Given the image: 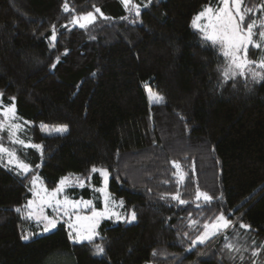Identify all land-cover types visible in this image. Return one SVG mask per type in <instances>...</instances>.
Returning <instances> with one entry per match:
<instances>
[{
	"label": "trees",
	"instance_id": "16d2710c",
	"mask_svg": "<svg viewBox=\"0 0 264 264\" xmlns=\"http://www.w3.org/2000/svg\"><path fill=\"white\" fill-rule=\"evenodd\" d=\"M146 1L130 21L121 0H0L3 104L16 98L24 138L42 145L16 149L31 165L27 178L0 164V264H264V248L252 255L264 245V80H223L217 46L190 26L209 0ZM97 8L107 19L68 25ZM146 88L163 102H149ZM58 125L68 130L51 132ZM174 161L185 174L179 183ZM93 166L108 170L109 190L137 219L103 220L92 243L71 241L62 222L34 235L39 225L22 207L31 174L52 189ZM197 189L213 199L196 200ZM177 191L186 204L161 199ZM221 212L236 223L194 245ZM225 236L239 253L222 250Z\"/></svg>",
	"mask_w": 264,
	"mask_h": 264
},
{
	"label": "snow or ice",
	"instance_id": "6c2138e0",
	"mask_svg": "<svg viewBox=\"0 0 264 264\" xmlns=\"http://www.w3.org/2000/svg\"><path fill=\"white\" fill-rule=\"evenodd\" d=\"M125 8H128L131 0H121ZM151 0H149V3ZM242 0H218L217 4L214 6L211 0L206 3L202 9L197 12L192 18V26L195 29H198L202 33L204 40L211 41L214 45H217L221 51L223 58L226 63L220 66L219 70L222 72V77L225 82L235 79L237 76H247L251 75L253 80H264V71L254 70L251 66L256 65L259 69L264 70V56L260 57L258 61L248 59L247 52L249 46H253L256 49L264 51V20L259 21L260 30L256 31L257 21L251 20L248 22L246 17L248 13L252 12V8H243L241 7ZM261 8H264V4L260 5ZM140 4H135L132 6V10L135 12V15L139 17L140 15ZM64 11H69L68 4L65 3ZM96 12H100V9H95ZM103 16V13H101ZM107 19V17H104ZM126 19V17H124ZM96 20L93 12H88L79 17H73L70 21L73 25H79L80 28H86L88 25H91ZM51 40H56L55 26H53V33ZM59 59V58H57ZM53 68L56 67L55 64L52 65ZM149 98L154 103L163 102L164 97L158 92H154L151 88H148ZM3 95L4 93L0 91V115L3 119H0V130H7L8 137L12 140L13 143L19 144L23 147H31L42 150V145L32 144L30 141H25L20 139L17 135L18 132L23 131V125L19 122L20 118L16 114V104L15 97H10L9 104H3ZM47 128V126H44ZM68 130L67 125H58L54 126L52 131L56 133H64ZM3 154H6L8 157L7 164L14 165L15 169L21 175H25L30 172L31 165L24 162L20 156L17 155V151L9 149L3 146L0 143V157ZM177 169V172L173 173L176 176L177 182H182L185 179V174L180 171V164L178 162H173ZM39 167V165H37ZM92 172H101L104 181V187L96 189L100 193H104V209L102 211H97L92 206L91 200H74L64 197L63 200L59 199V194L63 193L65 188L69 187L72 183H78L81 187L84 186V182L79 178L72 176L62 177L59 181V185L49 192L46 188L41 191L34 192V195L39 197V203H36L34 200H29L24 206L28 209L26 218L35 217L37 224H43V231L47 232L51 229L57 227L58 220L64 219L67 217L66 223L70 229L68 236L69 239L77 242L83 243L94 242L95 238L100 235L97 231L100 220L106 216L111 217L115 216L117 220L125 219L126 222L135 221L137 215L135 210H132L127 217L122 216L119 213L112 211L109 207L110 203L113 201L110 200L107 193V183H108V170L107 169H97L95 166L91 169ZM39 177H33L31 183L33 186L36 185ZM171 196V199L177 200L180 204H186L187 201L181 199V194L177 191L174 194H162L161 199H165L168 196ZM196 200L203 198L205 202H210L213 197L210 196L207 192H202L197 189L195 193ZM120 205H123V201H120ZM49 207L53 210L55 215L49 216L45 214L44 209ZM90 208V215H81V208ZM16 211L20 212L21 209L17 208ZM73 216L75 217L73 219ZM196 221H190V224L195 225ZM234 221L228 219L224 212H221L218 216L215 217L210 223L206 222L203 225V231L197 235L196 239L192 241L193 244L199 242L204 243L210 238H215L218 234L224 232V230L232 227ZM241 229H250L251 225L246 223H239ZM31 233L23 235L22 239L28 240ZM187 235V233H185ZM235 235H239L236 233ZM225 244L222 250H225L229 253L240 252V247L233 243L227 236L224 237ZM255 244V241H253ZM264 248V245H261L259 248H256L252 251L253 256H257L261 249ZM94 249L96 254H104L106 249L103 244L96 243L94 244ZM155 255V252L153 253ZM240 259L243 260V255L240 256Z\"/></svg>",
	"mask_w": 264,
	"mask_h": 264
},
{
	"label": "rangeland",
	"instance_id": "374dc122",
	"mask_svg": "<svg viewBox=\"0 0 264 264\" xmlns=\"http://www.w3.org/2000/svg\"><path fill=\"white\" fill-rule=\"evenodd\" d=\"M147 1L146 0H131V3L129 5L128 8H125V6L123 5L125 11H126V18L129 19L130 21H134V15H135V12L132 10V6L135 5V4H140V6L142 7L144 5V3H146ZM218 0H216L215 2H213V5L215 6L217 4ZM241 7L242 9L245 8L244 4H243V0H242V3H241ZM202 9V8H201ZM200 9V10H201ZM199 10V11H200ZM198 11V12H199ZM90 12H93V14L95 15L96 19L97 18H102L104 17V15L102 16L101 15V11L100 12H96L95 9L90 11ZM197 13V12H196ZM195 13V14H196ZM86 14V13H85ZM194 14V15H195ZM83 14H80V15H77L75 17H79ZM193 15V17H194ZM192 17V18H193ZM192 18H191V21H192ZM246 19L248 20V22H251V20H256L258 23H257V28H256V31H259L260 30V25H259V21L261 20H264V8H261L260 6L256 9H253L252 12L248 13V16L246 17ZM190 21V26L196 30L202 37V33L199 32L198 29H195L193 26H192V23ZM70 27L71 26H77L79 27V25H73L71 22H69L68 24ZM211 42V41H209ZM212 43V42H211ZM217 46V45H216ZM251 47V46H249ZM217 49L218 51L220 52L221 54V51L219 49V47L217 46ZM249 50V49H248ZM222 55V54H221ZM248 56V54H247ZM264 56V54L262 55ZM261 56V57H262ZM248 59L250 60H254L252 59L251 57L248 56ZM260 59V56L258 57V59L256 61H258ZM225 60V59H224ZM226 62V61H225ZM254 70H257V71H261V69H259L256 65H252L251 66ZM146 90V93L148 95V100L149 102H152L149 98V93H148V88L145 89ZM154 91V90H153ZM155 92V91H154ZM20 118V117H19ZM0 119H3L2 115H0ZM16 122H19L23 125V127L25 126V124L27 125L28 124V121L27 120H24L22 118H20L19 121H16ZM25 128V127H24ZM48 131V130H46ZM51 132H55V131H51ZM22 134V135H21ZM17 135L19 136L20 139H24L26 142L27 140L24 138L23 136V133L22 132H18ZM0 143L3 144L4 147L6 148H9V149H13V150H16L18 148H26V147H23L19 144H15L12 142V140L9 139L8 137V132L7 130H0ZM18 155V154H17ZM7 161H8V157L6 154H3L2 157H0V164H7ZM8 165V164H7ZM11 167H14L15 169V166L14 165H9ZM97 169H105L103 167H100V166H95ZM92 169V167H91ZM91 169L86 172V173H67L65 175H63L62 177H65V176H72V178L74 179L75 177H79L83 182H84V186L81 187L78 183H72L69 187L65 188L64 192L63 193H60L59 194V199L63 200L64 197H68L69 199H74V200H91L92 201V206L91 207H94L97 211H102L105 207L104 205V196L105 194L104 193H100L99 191H96V189L98 188H101V187H104V181H103V176L101 174V172H92ZM17 171V170H16ZM109 173V172H108ZM33 177H39L38 173L37 172H34L33 174H31L30 176V179H29V197L24 201L22 207H23V210L27 216V212H28V209L25 208L24 206L27 204V202L29 200H34L36 201V203H39V197L35 196L34 195V192H38V191H41L42 189L46 188V186L44 185V183L41 181L40 177L36 183L35 186L32 185L31 181L33 179ZM61 177V178H62ZM60 178V180H61ZM109 179H110V175L108 176V183H107V195L109 196L110 200L113 201V203H110L109 207L112 211L116 212V213H119L121 214L122 216H125L127 217L129 215V213L133 210L132 208H127L125 206V202L124 200L122 199V197H118V196H115L110 190H109ZM59 180V181H60ZM59 185V182L58 184L52 188V189H48L46 188L49 192H51L53 189H55L57 186ZM203 199V198H201ZM123 201V205L121 206L120 205V201ZM91 207L90 208H81L80 209V214L81 215H90L91 214ZM45 211V214L49 215V216H53L55 215L53 213V210L49 207H46L44 209ZM75 217L73 216V219ZM31 220H34L36 222V219L35 217L33 218H29ZM66 220H67V217H65L64 219H60L58 220V223H64V225L66 226L67 228V233H69L70 229L68 228L67 226V223H66ZM103 220H111L115 223L117 222H123V223H130V222H126L125 219H121V220H117L115 218V216H111V217H104L100 220V223L103 221ZM131 222H134V221H131ZM57 223V225H58ZM99 223V224H100ZM39 227L38 229L36 230V233L34 235H40V234H45V233H48L54 229H51L47 232L43 231V224H38ZM97 231H98V228H97ZM203 231V230H202ZM201 231V232H202ZM200 232V233H201ZM199 233V234H200ZM69 237V236H68ZM196 239V238H195ZM194 239V240H195ZM72 241V240H71ZM208 241V240H207ZM206 242V241H205ZM204 242V243H205ZM196 244H203V243H195L194 245ZM143 264H151V263H143Z\"/></svg>",
	"mask_w": 264,
	"mask_h": 264
}]
</instances>
